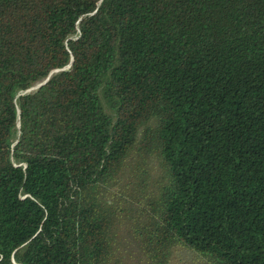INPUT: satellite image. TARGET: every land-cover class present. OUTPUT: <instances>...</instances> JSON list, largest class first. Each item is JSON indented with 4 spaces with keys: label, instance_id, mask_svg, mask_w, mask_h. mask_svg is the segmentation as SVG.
I'll return each instance as SVG.
<instances>
[{
    "label": "trees",
    "instance_id": "trees-1",
    "mask_svg": "<svg viewBox=\"0 0 264 264\" xmlns=\"http://www.w3.org/2000/svg\"><path fill=\"white\" fill-rule=\"evenodd\" d=\"M0 264H264V0H0Z\"/></svg>",
    "mask_w": 264,
    "mask_h": 264
},
{
    "label": "water",
    "instance_id": "water-1",
    "mask_svg": "<svg viewBox=\"0 0 264 264\" xmlns=\"http://www.w3.org/2000/svg\"><path fill=\"white\" fill-rule=\"evenodd\" d=\"M47 81H48V79L45 81V83H46ZM45 83H42V84H40V85H38V86H36V87H34V88H32V89L40 88V87L43 86ZM32 89H31V90H32ZM31 90H30V91H31Z\"/></svg>",
    "mask_w": 264,
    "mask_h": 264
}]
</instances>
